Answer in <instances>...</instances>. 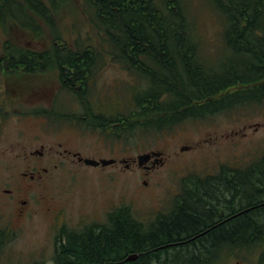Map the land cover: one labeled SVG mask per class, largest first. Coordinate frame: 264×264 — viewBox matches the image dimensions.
<instances>
[{"label": "trees", "instance_id": "trees-1", "mask_svg": "<svg viewBox=\"0 0 264 264\" xmlns=\"http://www.w3.org/2000/svg\"><path fill=\"white\" fill-rule=\"evenodd\" d=\"M86 1L108 45H125L117 59L128 60L130 70L143 79V92L151 94L133 97V109L125 114L130 134L135 129L162 133L187 121L264 103V0H207L224 26L213 56L201 48L196 18L184 0ZM58 7L59 0H0V30L6 34L10 28L30 27L32 16L49 19ZM138 44L153 48L142 50ZM220 93L246 96L232 100L234 95ZM135 103L143 106L139 115H134ZM113 114L106 120L115 119ZM98 125L109 123L93 126ZM181 188L174 204L192 192L203 202L186 203L204 215L190 209L176 216L167 211L143 226L127 208L117 209L110 219L119 222L108 227L59 233L51 264H221L235 250L264 264V154L243 167L221 165L214 175L185 177ZM199 233L204 234L192 239ZM10 240L8 231L0 229V249ZM129 255L137 258L125 261Z\"/></svg>", "mask_w": 264, "mask_h": 264}, {"label": "rangeland", "instance_id": "rangeland-1", "mask_svg": "<svg viewBox=\"0 0 264 264\" xmlns=\"http://www.w3.org/2000/svg\"><path fill=\"white\" fill-rule=\"evenodd\" d=\"M184 1L196 18L200 46L204 52L211 51L213 56L222 44L220 33L224 26L220 22L221 16L213 13L215 11L207 0ZM90 9L86 0H59L58 10L50 14L49 19L39 20L31 15L33 24L30 22V27L10 28L6 34L0 30V59L15 48L50 45L55 42V37L60 39L57 44L62 40L69 44L77 40L81 47L98 45L97 50L108 49V41L96 27V18L92 19L94 16ZM10 75L4 88L9 93H32L30 84L39 78L20 72ZM1 81L0 77L2 91ZM131 84L134 83L130 74L110 61L90 84V96L95 97V105L105 111L119 110L127 114L133 109L132 96L119 93L130 91ZM51 86L56 87L55 84ZM105 91L108 92L105 95H96ZM44 95L49 94L39 95L36 91L29 95H6L5 105L0 104V113L9 111L0 124V187L8 186L10 172H16L15 163L19 164L13 157L15 152L11 154V146L16 150L27 141L29 130L38 128L41 122L39 119L17 117L28 109L52 107L50 97ZM245 96L234 95L232 100ZM254 96L247 95L252 99ZM78 101L85 104L84 99L79 98ZM56 105L62 114L80 113L78 102L70 94H63ZM62 125L63 130L73 136L74 145L81 146L78 150L83 156L95 160L126 161L132 165L129 170L119 162L105 168L81 166L73 171L63 168L57 171L58 175L51 177L46 194L55 202L54 210L57 202H62L69 228L75 229L83 225L79 222L83 216L100 218L107 208L118 205L130 207L137 218L147 219L158 211L167 212L185 177L214 175L221 165L243 167L264 154V103L187 121L162 133L149 130L130 134L131 130L127 128L128 135L120 138L100 132L98 128H94L95 131L83 127L74 130L64 123ZM25 137L27 139L22 141ZM149 151H160L165 159L163 165L143 176L132 160ZM59 172H63L64 179L60 184L56 181ZM144 180L147 186L143 185ZM31 201V211L25 216H17L16 208L6 205L0 194V229L7 230L11 237L10 242L0 249V264L52 263L55 238L64 228L54 218L53 210L50 213L44 210L46 204L37 202L35 198ZM194 208L201 212L199 207ZM244 254L235 250L221 264H257L255 255Z\"/></svg>", "mask_w": 264, "mask_h": 264}, {"label": "flooded vegetation", "instance_id": "flooded-vegetation-1", "mask_svg": "<svg viewBox=\"0 0 264 264\" xmlns=\"http://www.w3.org/2000/svg\"><path fill=\"white\" fill-rule=\"evenodd\" d=\"M98 45H88L81 47L79 44H62L54 42L50 45H33L32 48L28 49H13L7 53V55L0 59V77L2 83V91L0 90V104L5 105L6 95H29L38 91V94L41 93L49 94L44 95L49 96L52 107H39L37 109H28L24 113L18 115L17 118L27 119L32 118L35 121L39 119L41 122L38 124V128L34 130H29L28 139L25 137L23 142L16 150L11 146V154L14 153L13 157L16 161L15 167L17 171L11 173V176L8 179L7 187H0V194L2 199L6 202V205L13 206L17 210V216H25L31 211V205H33L31 199L35 198L37 202L46 204L47 207L44 210L50 213L51 210L54 212V218L61 223V226L64 228L59 233L63 232L69 233L84 227H108L111 224L119 222L118 220H111V214L114 213L117 209L127 208L128 212L143 226H149L156 221L158 217H161L166 212L158 211L151 218H137L134 215L133 210L127 206H114L109 207L105 210L104 216L100 218L91 219L88 216H83L84 219L79 220L81 225L80 228H69V220L66 215V211L63 209V204L61 201L57 202L56 210L53 209L54 201L46 194V190L49 187L51 182V177L54 174H57V171L63 168L68 170H77V167L86 166L83 163L84 159H92L83 156L82 152L79 149L81 146L74 145L73 136L69 134L68 131L63 130V123L70 129H78L83 127L87 130H94L93 125L95 123H100L101 121H107L109 125L103 127L98 125V130L105 134H110L113 137L120 138L124 135H128L126 132L127 126L132 125L129 123L127 125V119L125 114L122 112L114 111H105L95 105V97H91L90 84L93 82V79L100 73L102 67L106 65L107 62H113L119 64L126 72L132 77L133 83L131 84L130 91L127 93L120 92V95H130L131 100L134 96L138 97L141 95H151L149 92H143V79L141 76H137V73L134 69L130 70V67L126 64L128 60L117 59L121 54L125 52V45L116 47L114 49L108 45V49L103 51L97 50ZM105 46V45H104ZM142 50L147 47L153 48V44L143 45L138 44ZM202 48V46H201ZM119 52V54H118ZM103 53V55H101ZM126 55V54H125ZM95 57L96 59H91ZM102 57V60H101ZM144 60L143 56L139 57V63L141 64ZM136 68L137 66H133ZM129 68V69H128ZM82 71V72H80ZM23 73L27 76H39L36 79V82L30 84L29 91L32 93H22V92H6L4 88L7 86V81L11 78V75H16L17 73ZM81 77V80L78 78ZM33 78V77H32ZM51 84H55L56 87H52ZM5 85V86H4ZM37 89V90H36ZM50 90L49 92H46ZM44 91V92H43ZM74 97L78 102L80 113L74 114H62L58 112L59 106L56 105L57 102H60L61 96L63 94ZM108 92L99 93L96 95H105ZM111 94V93H110ZM217 95H240L239 93H226V94H217ZM84 99V103H79L78 99ZM92 99V102L91 100ZM133 103V102H132ZM134 115H139L142 111V105L136 104ZM86 108V109H85ZM122 111V108H120ZM0 113V124L5 120L6 114ZM112 113L115 115V119L106 120L108 116ZM138 123L136 126L141 124V117H138ZM34 121V122H35ZM141 129H135V132L138 133ZM127 133V134H126ZM82 145L81 142H79ZM9 149V150H10ZM156 154L152 155L149 161L142 167L137 165L136 159L132 160V164L136 165L138 170L147 176L155 168L160 165H163L164 156L160 151H149L145 154ZM139 156V155H138ZM95 160V159H93ZM98 159L95 161H100ZM104 160H114V163L109 166H114L116 164H123L124 161H117L115 159H104ZM128 168L125 170L131 169V164H127ZM105 166V167H109ZM124 166V164H123ZM92 167V166H86ZM96 167H102L99 164ZM20 168V169H19ZM19 169V170H18ZM17 173L16 175H14ZM63 172H59V177L56 179L58 184L64 182ZM62 174V175H61ZM147 181H143V185L147 186ZM204 190V189H203ZM202 189H195L194 191L199 192ZM205 191V190H204ZM182 188L175 196L181 195ZM26 198V199H24ZM195 194L192 192L189 194L187 199L180 198L179 202L172 205L169 211H172V216H176L175 212L184 211V209H190L198 212L194 208V204L186 203V200L192 202H203V200L198 199ZM220 204L219 200H216ZM175 202V201H174ZM216 203V204H217ZM196 207V206H195ZM201 211V210H200ZM202 213V212H200ZM202 215H204L202 213ZM189 216V215H188ZM187 216V217H188ZM90 220V221H89ZM196 223V222H195ZM68 228V229H65ZM204 233H199L195 235L192 239L198 238ZM62 238V237H61ZM55 249V242H54ZM54 252V251H53ZM52 261V260H51Z\"/></svg>", "mask_w": 264, "mask_h": 264}, {"label": "water", "instance_id": "water-1", "mask_svg": "<svg viewBox=\"0 0 264 264\" xmlns=\"http://www.w3.org/2000/svg\"><path fill=\"white\" fill-rule=\"evenodd\" d=\"M152 155H156V154H154V153L153 154H142V155L137 156V158H136L137 165L139 167L144 166L149 161V159L151 158ZM83 163L86 166L96 167L99 164H101V166L105 167V166L112 165L114 163V160H104V159H102L100 161H95L93 159H84ZM122 163L124 164L125 168H128V165H127L126 161H124ZM136 257H137L136 255H129L125 259V261H134L136 259Z\"/></svg>", "mask_w": 264, "mask_h": 264}, {"label": "bare ground", "instance_id": "bare-ground-1", "mask_svg": "<svg viewBox=\"0 0 264 264\" xmlns=\"http://www.w3.org/2000/svg\"><path fill=\"white\" fill-rule=\"evenodd\" d=\"M137 256V255H136ZM137 258V257H136Z\"/></svg>", "mask_w": 264, "mask_h": 264}]
</instances>
